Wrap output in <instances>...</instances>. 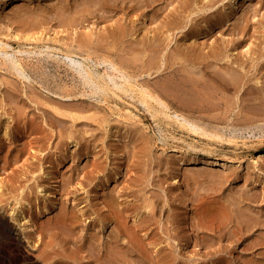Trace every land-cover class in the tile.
<instances>
[{
  "label": "rangeland",
  "instance_id": "1",
  "mask_svg": "<svg viewBox=\"0 0 264 264\" xmlns=\"http://www.w3.org/2000/svg\"><path fill=\"white\" fill-rule=\"evenodd\" d=\"M58 1H61L60 3L64 6H70L65 12L71 8L73 10L71 13L69 10L66 13L63 12L65 14L62 16L72 15L74 10L81 7L77 6L81 0H0V14L5 11L8 15L11 14L12 18L17 19L23 17L22 11H28L25 15L31 19V10L40 12L39 10L45 9L47 14L40 12L39 17H44V19L47 17L45 38H49V43H52L53 31L60 30L61 26L67 27L69 31L71 23L73 25V22L80 21L81 23L79 22L77 26V33L80 35L84 30H90L92 26L97 25L98 28L100 24H105L108 26L106 31L100 30L92 35L89 50L93 56L102 57V55L108 56L111 53L114 59L121 58L124 62L123 67L135 74L140 82H146L144 84L150 85L149 87L152 89L156 88L155 91L162 90L160 96L169 105L181 107L182 104H185L187 109L184 111L198 124L210 129H219L227 136L233 135L236 140L235 142H226V140H218V138L210 139L180 129L175 125H166L162 120L152 119L140 105L137 106L138 110L134 109V111L144 126H147V129L141 128V123L126 124L114 113L113 99H110L108 105L112 108H109L106 103L100 102L95 96H87V93L81 94L88 87L82 85V79L75 71L78 68V62H76L78 59L73 57L74 59L70 60L61 55L55 56V54L50 56L51 54L48 55L43 50L45 47L43 41L35 42L33 46L36 50L41 49L40 53H17L23 59L25 68L23 75L9 72L5 65L0 63V175L3 174L2 176L6 177L4 189L0 193V218L9 223V235L5 239L8 241L5 243L3 240L5 244L0 263L91 264L93 261L92 264L95 262L98 264V258L104 256L100 255L105 254L104 252L109 248L113 246L112 248H116L115 250L118 251L119 246L131 242L129 238V241L127 240L128 242L125 241V243L123 242L125 239L121 240L122 243L115 241L112 237L114 231H111L112 221L104 226L101 218L108 217V214L104 215L105 209L101 208L99 200L94 198L96 190L100 193L98 195L104 191L111 195L115 201L121 203L118 209L122 210L126 219L128 225L126 228L131 227L139 237L144 236L143 239H146L150 234V237H153L154 234L156 235L154 237H158L156 241H161L162 244L159 242L158 245H161V251H163L157 255L163 254L160 264H264V166H261L259 170H253L250 166L252 158L264 152V0H244L243 10H240L238 14L230 15L226 21L224 20L227 18L226 15H220L219 18L217 15L225 13L226 8L230 6L229 0H123L125 4L121 3L122 0H114L113 4L110 3L112 7L115 5V9L109 11L108 8L105 10L101 8L103 11L94 5L88 8L89 11L86 9L82 14L80 11V14L76 12L78 15L75 13L74 16L77 21L66 22L67 25L65 22H61V17H58L59 14L55 8L51 9L52 4L56 5ZM131 6L134 8L128 9ZM139 7L141 10L144 7L143 12L149 16L156 11L155 14L162 17L161 19L166 18L165 15H167L168 18L175 19L177 16V20L180 18L186 20L184 27L174 29L173 34L170 35V37L173 36L171 42L160 53L162 61H164V55L172 56L171 53L176 51L177 45L182 40L183 43L185 42L186 39L181 37L188 28L193 24V26H199L198 30L204 27V33L201 30L202 34L196 38L198 44L204 46L203 48L198 46L201 59H204H202L203 62L198 59L199 63L196 61L194 65L188 62L182 64L178 61L170 68H164V62H162L158 71L155 69L145 71L147 69L146 61L153 52L150 47L155 41L150 43L152 32L145 39L142 38L144 30L140 21L141 17H138ZM199 8L202 9L198 10ZM49 10L50 12H48ZM173 10L177 12L175 15L174 12H171ZM110 15L114 18L107 21ZM116 17V21L119 20L116 22L117 25L119 23L121 26L123 25L129 34L115 45L116 49H113L111 47L113 38L109 30L112 28L110 23L113 22L111 21ZM57 18L60 20L58 21ZM183 20L180 22L183 23ZM178 25L180 23H177L176 26ZM82 26L87 28H81ZM64 27L63 29H66ZM205 27L211 28L206 31ZM107 31L109 34L106 33ZM63 35L68 37L63 31L58 34L57 38ZM7 40L11 46L9 49H25L31 46L28 42L15 38ZM247 40L251 41L249 46L252 50L248 54L245 53ZM182 42L179 45L184 48L185 43L182 44ZM166 43L167 39H164L163 45ZM244 43L245 47L236 49L232 56H224L230 52L229 49L233 46ZM144 46L147 51L144 55L139 56V51ZM212 48L218 49L217 56L220 60L217 56H211V60L208 59L209 57L206 59L203 56L206 52L209 55ZM235 54L238 59L235 58ZM212 58L216 60H212ZM234 60L237 61L234 62ZM90 63L94 65L93 61ZM228 64L232 66V70L238 71L237 76H240L238 73L243 75L240 87L237 89L229 83L231 78L230 69H227L230 67ZM69 65H72V68ZM96 66L99 69L108 67L106 63H97ZM194 80L196 84H194ZM165 85L170 90L172 87V93ZM162 86H165L167 92L163 90L165 88ZM179 100L181 102H178ZM71 113L77 114L79 117L73 118ZM5 129L11 136V142L5 138ZM161 134H164L165 139ZM139 135H142V139ZM119 136L123 139L118 140ZM125 136L126 139H124ZM139 145L142 147H138ZM144 146H146L145 149H142ZM167 146L179 147L188 151L174 152L169 149L163 151L162 149ZM203 150H209L216 155L235 156L240 160L233 165L232 170L224 171V173L222 170L221 173L218 167L191 161L192 157H195L194 154L201 155ZM40 162L44 169L50 168L49 174L41 175L38 172L37 167ZM169 163L173 165L169 166ZM174 163L177 165V169H175ZM4 166L7 167L5 171L2 170ZM171 168L173 169L171 170ZM177 171L180 174L185 173L187 177L185 174L182 176L187 181L189 179L191 183L196 180L195 185L189 183L192 186H187L186 190L190 193H188L189 196L187 194L185 197L183 195L185 190L182 192L178 188V184L174 182ZM59 172L62 176H59ZM32 175L36 176L35 180L31 179ZM195 176L197 177L194 180ZM34 183H38L39 188L45 187L47 193L35 189ZM183 188L185 189L184 185ZM21 190L25 200L30 201L27 208L33 216H36L34 217L41 229V237H39L37 246L33 245L36 236L29 235L28 237L26 232H22L18 227V221L12 220L13 217L9 213L12 196ZM192 192L194 195L191 196ZM187 196L190 202L187 201ZM192 197L196 203H200L199 200L202 203V199H204L202 197L207 198L204 199L203 204H208L211 197L213 202L220 199L229 203V207L237 205L238 201L240 207L243 206L246 210L248 207V210L244 211L245 213L242 212L247 214L245 215L247 217L243 214L239 224L235 221L230 224H220L214 214L209 213L208 219L204 218V220L209 223L213 219L214 226H212L216 227L213 238L203 244L201 242L196 244L193 234L190 235L189 240L184 237L187 233H184L185 230L191 228L185 225V217L188 216V213H193L191 205L194 202L192 203L193 200L190 199ZM144 198L151 200L154 206L151 218L145 223L148 225L145 230L131 217V214L137 210H142ZM97 200L98 203H96ZM42 205L49 208V211L43 212ZM81 207L83 209L78 211V208ZM39 211L42 212L41 215L37 214ZM59 212L60 214L62 212V216L63 212L65 215L60 217ZM81 212H84L82 213L84 215ZM145 212L149 214V211ZM193 214H190L188 218ZM175 215L178 218H174ZM67 216H70V219H66ZM138 218L137 221L141 220V217L139 220ZM174 219L175 222L178 219L182 224H179L178 221L176 224L173 222ZM191 219L193 221V217L187 220L191 221ZM132 220L136 222L135 225ZM178 225L182 227H177ZM40 226H43V230ZM118 227L120 231H123V235H127L128 232L133 233L132 230H128L126 233L123 227L119 225ZM81 228L82 231H80ZM145 231L148 233L147 235ZM110 232L112 233L110 234ZM135 233L131 234V237H135ZM88 236L93 239H89ZM107 236L112 239L109 240ZM96 239L97 247L104 243L105 247L104 245L100 247H104V250L99 248L98 251L95 250L97 249L94 245ZM90 240L93 243L92 247L89 245ZM112 240L113 244L116 242L117 246L121 245L116 247L112 244ZM82 242H84L83 245ZM106 244L110 246H106ZM125 247L131 249L130 243L122 249ZM131 250L126 251V258L133 260L125 261V258L124 264H140L141 260L137 258V254L138 252L141 254V252L135 248L137 254L134 252L135 255H133L134 249ZM100 252L103 253L100 254ZM146 253L143 252L142 255H145L144 257L147 259L150 257L149 261L145 260L141 264H157L154 260V258L157 259L155 253H152L151 256ZM166 254V260L168 257L170 258V260L168 258V263L165 260ZM123 262L117 264H123Z\"/></svg>",
  "mask_w": 264,
  "mask_h": 264
},
{
  "label": "bare ground",
  "instance_id": "2",
  "mask_svg": "<svg viewBox=\"0 0 264 264\" xmlns=\"http://www.w3.org/2000/svg\"><path fill=\"white\" fill-rule=\"evenodd\" d=\"M63 1V0H62ZM116 1V0H115ZM114 0H81L77 6H81L79 7L77 10H74L73 14L70 15L68 14V16H62L63 14H65V10L67 8H70V6H64L63 4H61L59 1L56 3V5H53L52 4V8L51 9H54L57 11V14H59L58 17H61L60 19L62 20L61 22H65V24L67 25L66 22L68 23H71L72 21H77V19L75 18L74 14L76 12L79 13V11L81 12H84L86 11V9L88 10V8H91L92 6L94 5H97L100 9L103 8L105 10V8H108L109 11H111L112 9H115V5L112 7L111 3L112 4L115 2ZM130 1V0H129ZM133 1V0H131ZM230 1V6L228 8H226V11L225 13H218V17L220 15L224 16L226 15L227 18H224V20H228V18L230 17V15H235V14H238V12L240 10H243L244 6H245V3L243 2L244 0H229ZM56 2V1H55ZM65 2V1H64ZM121 3H124V1L122 0ZM66 4V3H64ZM74 4V3H73ZM125 4V3H124ZM180 4V3H179ZM144 5V4H143ZM75 6V5H74ZM182 6V5H180ZM145 7V6H144ZM143 7V9H144ZM174 7V6H173ZM184 8V6H182ZM81 8V9H80ZM124 8V7H123ZM126 8V7H125ZM128 8V7H127ZM130 8H134V7H129L128 9ZM141 7H139L138 9H140ZM175 8V7H174ZM173 8V9H174ZM101 9V10H103ZM111 9V10H110ZM143 9L141 10L140 9V12L138 13V17H141V24H143V30H144V34L142 36L143 39H145L148 34L151 32L153 33L152 35V39L150 41L151 42H154L155 43L150 47V50L153 51L151 52V54L149 55V58L148 60L146 61L147 64H146V70L145 71H148V70H151V69H155V71H158L161 67V65L163 64L162 62H164V68H170V66L178 61L182 62V64L184 62H188V63H196V61H198V59H200L202 62L203 60L201 59V53L200 51L198 50V46L203 48V44H198V41H197V37L202 34L201 32L203 31V29L201 30H198L199 26H191L190 28L187 29V31L185 33H183V36L181 38H185V46L184 48L179 45L181 44V41L177 47H176V51L172 54V56L168 54L164 55V61H162V58L160 56V53L162 52V50L165 48V46L171 42L172 40V37H170L171 34H173V30L178 28V27H184L186 25V20L180 18L177 20V16H175V19L172 18H168L167 15H165V17L167 18H164V19H161L159 17V15L155 14V12L151 13L150 16L149 14H145L143 12ZM202 8H199L198 10H200ZM34 10V9H33ZM45 9H41L39 10L40 12L42 13H45L47 14L45 11ZM54 10V13L56 14ZM92 10V9H91ZM103 10V11H104ZM106 10V11H108ZM126 10V9H125ZM176 10L178 11V9L176 8ZM52 11V10H51ZM70 13L72 10H69ZM89 11V10H88ZM114 11V10H113ZM139 11V10H138ZM137 11V12H138ZM152 11V10H151ZM154 11V10H153ZM22 15L23 17H18L17 19L15 18H12L11 14L8 15L7 12L3 11L1 14H0V63L1 64H4L6 69L9 70V72L11 73H15L17 75H23L24 72H25V68H24V63H23V59L21 57H19L17 55V53H23V52H26V53H40L42 50L41 49H38L36 50L33 46V44L37 41H43L45 44L43 46H45L43 48V50L45 52H47L48 55L50 56H53V54H55V56H58V55H61L63 56L64 58H68L70 60H73L74 58L78 59L76 62H78V68H76V73L78 76L81 77L82 79V85L84 87H88V89H84L82 91L81 94H86L87 93V96H95L100 102H104L106 103L107 105L109 104L110 102V99H113V111L114 113L121 119L123 120L126 124H134V123H141V128L143 129H147V126H144V124L141 122V119L140 117L138 116V114L134 111V109L138 110V105L142 106L146 112L149 113V115L152 117V119L156 120V121H159V120H162L166 125H175L176 127L180 128V129H184L188 132H191V133H194V134H197V135H201V136H205L206 138H210V139H217L220 140H226V142H235L236 138L233 136V135H225L222 131H220L219 129H210V128H207L203 125H200L198 124L196 121H194L193 119H191L184 110L187 109L186 105L182 104L181 107H173L171 105H169L160 95V92L162 91H155L154 89H152L151 87H149L150 85L148 84H144L142 82H140L137 78H136V75L133 74V73H130L128 69L124 68L123 67V64L124 62L121 60V58H117V59H114L112 56H111V53L108 54V56H105V55H102V57L100 56H93L92 55V52L89 50L90 49V44H91V41H92V35L93 33L95 32H99L100 30H104L106 31L107 27L105 24L104 25H101L97 28V25L96 26H92L90 28V30H84L83 33H81L80 35H78L77 33V26L79 24L80 21L78 22H73L74 24L72 25L71 23V26H69V31H68V28L67 27H64V26H61L60 30L58 31H53L54 32V35L52 37V43H49V38H45V35L47 32H45V29H47V26H45L47 23V17L44 19V17H39L40 16V12H34L31 10V19L27 18V16L25 15L28 11H22ZM33 12V13H32ZM50 12V10L48 11ZM65 12V13H63ZM136 12V13H137ZM172 13L174 12L171 11ZM169 12V13H171ZM78 13H76V15H78ZM110 13V12H109ZM113 13V12H112ZM171 13V14H172ZM177 12H174V15L176 14ZM189 13V12H187ZM186 13V14H187ZM20 14H21V11H20ZM29 14V13H28ZM80 14V13H79ZM134 14V12H133ZM11 15V16H10ZM114 15V14H113ZM136 15V14H135ZM161 15V14H160ZM170 15V14H169ZM180 15V14H179ZM43 16V15H42ZM55 16V15H54ZM172 16V15H170ZM38 17V18H37ZM160 20H159V18ZM174 17V16H173ZM109 18V17H107ZM114 18V16L112 17L110 15V18L107 19L108 20H112ZM56 19V18H55ZM54 19V20H55ZM59 19V20H60ZM117 17L111 21L113 23H110V25L112 26L111 30H109L111 32V36L113 39L112 40V44H111V47L113 49H116V46L118 43L121 42V40L129 34V32H126V29L125 27H123V25L121 26V24L119 23V25H117L116 21ZM139 20V18H137ZM58 20V18H57ZM58 20V21H59ZM106 20V18H105ZM122 20V19H121ZM120 20V21H121ZM180 20H183V23L182 21L180 22ZM210 20V19H209ZM218 20V19H217ZM216 20V21H217ZM223 20V21H224ZM83 21V20H82ZM104 21V20H103ZM106 21V22H107ZM204 21V20H203ZM219 21V20H218ZM217 21V22H218ZM105 22V23H106ZM216 22V23H217ZM59 23V22H58ZM81 23V22H80ZM101 23V22H100ZM108 23V22H107ZM177 23L180 25L176 26ZM201 23V22H200ZM209 23V22H208ZM215 23V21L213 22V24ZM220 23V21H219ZM218 23V24H219ZM64 24V23H63ZM64 24V25H65ZM51 25V24H50ZM57 25V24H56ZM62 25V24H61ZM70 25V24H69ZM210 25V24H208ZM60 26V25H59ZM58 26V27H59ZM81 26V25H80ZM102 26V27H101ZM46 27V28H45ZM66 28V29H63ZM81 28H87L85 26H82ZM102 28V29H101ZM140 28V27H139ZM202 28V27H201ZM211 28V27H208L206 29V31ZM71 29V30H70ZM63 31H65V36H68V37H64L63 36H59V38H57L58 34L59 33H63ZM199 32V33H198ZM108 33V31L106 32ZM204 33V31H203ZM109 34V33H108ZM8 38H15L17 40H22V41H25V42H28L31 46H29L28 48H25V49H21V48H18V49H9L10 44L8 42ZM142 39V40H143ZM164 39H167V43L165 45H163V41ZM110 40V41H111ZM144 41V40H143ZM157 41V42H156ZM166 42V40H165ZM230 42H232V39H230ZM239 42V41H238ZM237 42V43H238ZM143 43V42H142ZM182 42V44H184ZM204 43V42H203ZM248 43V44H247ZM247 43H246V48L245 49V53L248 54L249 51L251 50V47L249 45H251V41L248 42L247 40ZM148 46H149V42L147 43ZM241 44V43H240ZM142 45H145V44H142ZM245 45V43L243 45H237V46H233V48L229 49L230 52L229 53H226V57H230L234 54L235 50L238 49V48H242L243 46ZM147 46V48H148ZM256 46V45H255ZM245 47V46H244ZM253 48V47H252ZM200 49V48H199ZM210 49V48H209ZM217 48H212V50L209 51V55L207 53L203 54V56H205V58L209 57L208 59L211 60V56L212 57H216L219 53L217 52ZM147 51L146 47L144 46L142 48V50L139 51V56L140 55H144V53ZM239 51V50H238ZM237 51V52H238ZM252 51V50H251ZM204 52V51H203ZM221 52V51H220ZM239 54V53H237ZM243 54V53H241ZM146 55V54H145ZM244 55V54H243ZM251 55V53H250ZM252 55H255L254 53H252ZM222 56V57H224ZM236 56V54H235ZM74 57V58H73ZM206 58V59H207ZM218 58V56H217ZM235 58L238 59V57L236 56ZM205 59V60H206ZM215 59V58H212V60ZM219 59V58H218ZM216 60V59H215ZM220 60V59H219ZM218 60V61H219ZM90 61H93L94 62V65H92L90 63ZM237 61V60H234V62ZM172 62V63H171ZM208 62V61H207ZM211 62V61H210ZM214 62V61H212ZM217 62V61H216ZM97 63H106L108 67H105L103 69H99L96 65ZM199 63V61H198ZM96 64V65H95ZM209 64V63H208ZM207 64V66H208ZM195 65V64H194ZM217 65V64H216ZM77 66V65H76ZM187 66V65H185ZM228 67L227 69H230V82L235 89H237L238 87H240V83H241V76H243L242 74L238 73L240 76H237V72H235V70H232V66L228 64ZM69 67L72 68V65ZM241 67V66H240ZM243 68V67H242ZM182 69V68H181ZM164 71V70H162ZM151 74V73H150ZM228 74V75H229ZM189 79V78H188ZM223 80H224V77H223ZM226 80V79H225ZM185 81V80H184ZM188 81V80H187ZM193 81V79H192ZM195 81V80H194ZM189 82V81H188ZM148 83V82H147ZM186 83V82H185ZM194 83V82H192ZM164 84V83H163ZM170 84V83H169ZM168 84V85H169ZM196 84V81L195 83ZM148 85V86H147ZM157 85V84H156ZM162 85V84H161ZM180 85V84H179ZM182 85V84H181ZM166 86V85H165ZM165 86L163 88H165ZM184 86V85H183ZM242 86V84H241ZM196 87V86H195ZM158 88H161L158 86ZM166 88H168L166 86ZM163 89V90H167V89ZM171 90H172V87H170ZM186 88H188L186 86ZM193 88V87H192ZM168 90H170L168 88ZM170 90V92L172 93V91ZM178 90V89H177ZM174 91V90H173ZM167 92V91H166ZM169 92V91H168ZM183 92V91H182ZM170 93V95H171ZM164 94V93H163ZM167 95V94H166ZM169 95V94H168ZM181 96V95H180ZM198 96V95H197ZM168 97V96H167ZM175 97V95H174ZM169 98V97H168ZM173 98V97H172ZM177 99V98H176ZM201 99V98H200ZM175 100V99H174ZM186 100V99H185ZM178 102H181L180 100ZM183 102V101H182ZM190 102V101H189ZM187 103V102H185ZM181 104V103H179ZM177 104V105H179ZM193 105V104H192ZM191 105V106H192ZM198 105V104H197ZM201 105V104H200ZM109 106V105H108ZM203 106V105H202ZM111 106H109V108H112ZM190 107V105H189ZM201 107V106H200ZM191 108V107H190ZM199 108V107H198ZM202 108V107H201ZM189 109V108H188ZM71 116L73 118H77L79 117L77 114H73L71 113ZM138 131V130H137ZM128 132V131H127ZM139 132V131H138ZM126 134V133H125ZM140 134V133H139ZM4 135L6 136L5 138L8 139L9 142H11V136L9 134V132L5 129L4 130ZM120 135V134H119ZM128 135V133H127ZM164 134H161V136L163 137V139H165V136H163ZM170 135V134H169ZM121 136V135H120ZM119 136V137H120ZM141 136V139H142V135H139ZM118 137V140H121L123 139L122 137L119 138ZM130 138V136H128ZM145 136H143L144 138ZM200 137V136H199ZM137 138V137H136ZM135 138V140H136ZM126 139V136L125 138ZM141 139H138L139 141H141ZM145 139V138H144ZM143 139V140H144ZM130 142L131 140L128 139ZM147 141V140H146ZM143 142V141H142ZM133 143V142H132ZM145 143V141H144ZM139 144V143H138ZM142 144V143H141ZM146 144V143H145ZM138 147H142V146H138ZM146 146H144V148L142 149H145ZM194 149V147H192ZM196 148V147H195ZM30 149H32L30 147ZM170 150V151H174V152H187L188 150H184L182 148H179V147H172V146H167L165 148H163L162 150L165 151V150ZM141 150V149H140ZM139 151V150H138ZM31 156H33L31 154ZM195 157H192L193 159L191 161L193 162H197V163H201L203 165H211V166H215V167H218L220 170H221V173H222V170H223V173L224 171L228 172L230 169L232 170V167L234 164L238 163L239 162V158L238 157H235V156H229V155H216V154H213L211 151L209 150H203V154L201 155H195ZM42 161V160H41ZM5 162V161H4ZM173 162V161H172ZM175 162V161H174ZM56 163H59V162H56ZM170 164L172 163H169V166ZM42 162H40V164L38 165L37 169H38V172H40V174H49V172H51L49 169L46 170L44 169L42 166ZM59 165V164H57ZM173 165V164H172ZM56 166V164H55ZM174 166H175V169H177V165H175L174 163ZM173 166V167H174ZM250 166L252 167L253 170H259L261 166H264V152L262 153H259L258 156H256L255 158H252V163L250 164ZM57 167V166H56ZM178 167H180L178 165ZM7 167L4 166V168L2 167V170L5 171ZM44 170H43V169ZM234 168V167H233ZM55 169V168H54ZM173 168H171L172 170ZM182 169V168H181ZM218 169V172L220 171ZM46 170V171H45ZM179 170V169H178ZM208 170V169H207ZM211 170H214L213 168H211ZM181 171V170H179ZM177 171V173H175V176H174V179H175V184H178V188L182 191L185 190L184 192V196L187 195L189 192L187 189V186L189 187L192 186L191 184H194L196 182V177L194 178V182L191 183L189 182V179L188 181L186 180V178H184V176H182V174H185V173H182L180 174V172ZM184 171V170H183ZM199 171V170H198ZM202 171V170H201ZM206 171V170H205ZM216 171V170H215ZM55 175H56V172H54ZM203 173V172H202ZM201 173V174H202ZM114 174V173H113ZM197 174V173H196ZM3 175V174H2ZM0 175V193L3 191L4 189V183H6L5 181V175L2 176ZM35 175V174H34ZM30 176L31 179H34L35 180V177L36 176ZM54 175V174H53ZM60 172H59V176H60ZM186 175V174H185ZM193 175V174H192ZM199 175V174H197ZM62 176V175H61ZM113 176V175H112ZM111 176V177H112ZM173 176V175H172ZM171 176V177H172ZM190 176V175H188ZM54 177V176H53ZM56 177V176H55ZM187 177V175H186ZM194 177V176H193ZM51 178V177H50ZM60 178V177H59ZM192 178V177H190ZM57 179V177H56ZM108 181V178H106ZM173 179V178H172ZM33 180V181H34ZM61 181V180H59ZM191 183V184H189ZM35 187V189H37L39 192L41 191H45V194L47 193L46 192V188L45 187H40L39 188V184L37 183H34L33 184ZM183 185L185 186V189L183 188ZM195 185V184H194ZM27 186V185H26ZM61 186V185H60ZM177 187V185H176ZM39 188V189H38ZM195 188V186H194ZM193 188V190H195ZM189 189V188H188ZM60 190V189H59ZM102 191V190H101ZM182 191V192H183ZM187 191V193H186ZM191 191V190H189ZM196 191V190H195ZM95 194L98 195L100 193H98L96 190H95ZM181 192V193H182ZM194 192V191H193ZM191 193V196L194 195V193ZM22 193V190L18 193H16V195H13L12 196V204L11 206L9 207L10 209V216L13 217L12 220H17V224L19 225L18 227L20 228V230L22 232H26L29 237L30 236H36L34 239V243L33 245L34 246H37L38 245V242H39V237H41V229L39 228V225H38V222L36 220V216L34 217L33 214L29 211V208H27V206L29 205V202L27 200H25V198L23 197L24 194H21ZM49 193V192H48ZM102 194L101 195H98L94 198L98 199L99 200V204H100V207L105 209V212H104V215L107 213L108 214V217H104L103 219L101 218L102 220V223L104 222V226H106L105 224H107L109 221H112L113 224H112V228H111V231H114V233L110 232V234L112 233V237H114L115 241L119 242L121 240H124L123 242L125 243V241L129 240L131 242H128V244L126 243V245H122V246H119L121 244H118L119 248H118V252L117 250H115L116 248H109L107 247V251H106V248H105V251L104 252L105 254H102L103 252H100V256H103V257H99V261H98V264H114V263H122L125 258H126V251H129V250H133V255H135V248L137 250H139L141 252V254L138 252L137 254V258H139L141 260V262H139L140 264L141 263H144L143 261L147 260L149 261L148 259L150 257L145 258L142 253L143 252H147L150 254V256L152 255V253L154 254L155 253V257L159 254V253H162L163 251H161V245L159 246V242L161 243V241H156V239L158 237H154L156 236L155 234L153 235V237H150L151 234L148 236L145 231V234L147 235V238L144 240L142 237H139L132 229L131 227H128L126 228V226H128L126 223V219L124 218V215L122 214V210L121 209H118V206L121 204L117 201H115L113 199V197L111 198V195L109 194H106V192H101ZM196 193V192H195ZM50 194V193H49ZM190 194V193H189ZM188 194V196H189ZM197 195V193H196ZM195 195V196H196ZM181 196V195H180ZM187 196V201L190 202V200L188 199L189 197ZM203 196V195H202ZM183 197V196H182ZM186 197V196H185ZM201 197V196H200ZM199 197V198H200ZM184 198V197H183ZM204 199H207L205 197H202ZM222 198V197H221ZM191 200H193V197L190 198ZM204 199H202L203 201H205ZM56 200V199H55ZM98 200L96 203H98ZM117 200V199H116ZM186 200V199H185ZM184 200V201H185ZM198 200V199H197ZM212 197H211V200H209L208 204H203V201L201 203V201L199 200L200 203H196L194 202V200L192 201V203H196V205H191V208H192V211L193 213H190V214H193L190 218L193 217V221L191 219L190 220H187V219H190L188 218L189 217V213H188V216L185 217V225H188L190 226L189 228L191 229H188L190 230L188 232V230L186 229L184 233H189V235H187L186 233V238H190V235L193 234L194 235V240L197 243H204L206 241H208L209 239H212L213 238V234H214V228L216 230V227H213L214 224L212 223L213 222V217L215 216L216 220H219L220 224L221 223H225V224H230L231 222L233 223L234 221L237 222L238 224L240 223L241 220V216H243V214L245 213L244 211L246 210L243 206L240 207L238 204L239 202L237 201V205L235 204V202H232L235 204V206L239 207L237 209V207H235L233 205V207H229V203H225L223 202L222 200H217L216 202H213L212 201ZM233 200V199H232ZM236 200V199H235ZM234 200V201H235ZM196 201V200H195ZM208 201V200H207ZM206 201V203H207ZM230 201V200H229ZM56 202V201H54ZM241 203V202H240ZM32 204V203H31ZM45 205V204H43ZM43 212H48L49 208H45V206H43ZM64 206V205H62ZM142 207V210H147L149 211L148 213L149 214H146L147 212L145 211H142V210H137L135 213L131 214V217L134 219V221L136 220V222L140 223V226L142 229L145 230V227L148 226V225H145V223H147V221L151 218V215L153 214V205H152V201L149 199L145 200L144 198V204L141 206ZM63 208V207H62ZM65 208V207H64ZM241 208V209H240ZM244 208V209H242ZM1 209V208H0ZM83 208H78V211H81ZM237 209V210H235ZM247 210H248V207H247ZM246 210V211H247ZM65 211V209H64ZM77 211V210H76ZM191 211V212H192ZM244 212V213H242ZM84 213V212H81V214ZM214 214V216L211 218L212 221H210L209 223H207L204 218H207L208 214ZM38 215H41L42 212L39 211V213L37 212ZM62 214V212H61ZM60 214L59 212V215L60 217H63L65 215V213L63 212V216ZM172 214V213H171ZM177 214V213H176ZM209 214V215H210ZM84 215V214H82ZM123 215V216H122ZM170 215V214H169ZM186 215V214H184ZM247 215V214H244V216ZM75 216V215H74ZM141 217V220H139V218ZM1 217V216H0ZM11 217V218H12ZM70 217V216H69ZM68 216L66 219H70ZM86 218V216H84ZM183 217V216H182ZM247 217V216H245ZM48 218V217H47ZM137 218L138 220L140 221H137ZM173 218V217H172ZM174 218H178V216ZM250 218V217H249ZM170 219V218H169ZM181 219H184V218H181ZM208 219V218H207ZM133 221V220H132ZM134 225L136 224V222H134ZM178 221V219L176 220V222ZM190 221V222H189ZM215 221V220H214ZM168 222V221H167ZM173 222H175V219L173 220ZM172 222V223H173ZM175 222V223H176ZM179 222V221H178ZM177 222V223H178ZM184 222V221H183ZM188 222V223H187ZM151 223V222H150ZM174 223V224H175ZM176 223V224H177ZM179 224H182L179 222ZM216 224V223H215ZM103 225V224H102ZM121 226L124 228L125 232L127 233L128 230H132L135 237H131V234H133L131 231V234L128 232L127 235H123V231L121 230L120 231V228L118 227ZM138 225V224H137ZM136 225V227H137ZM173 225V224H172ZM213 225V226H212ZM223 225V224H222ZM150 226V224H149ZM180 225H178L177 227H179ZM41 227V226H40ZM43 227V226H42ZM41 227V228H42ZM81 227V226H80ZM84 227V226H83ZM175 227V226H174ZM182 227V226H180ZM218 227V226H217ZM130 228V229H129ZM149 228V227H148ZM147 228V229H148ZM221 228V227H220ZM142 229H139L140 231ZM43 230V228H42ZM84 230V229H83ZM137 230V229H136ZM138 230V232H139ZM149 230V229H148ZM80 231H82V228L80 229ZM182 231V230H181ZM219 231V230H218ZM235 231V230H234ZM124 232V233H125ZM210 232H213V233H210ZM140 233V232H139ZM156 233V232H155ZM169 233V232H168ZM167 233V235H169ZM114 234V236H113ZM8 235H9V223H7L5 220H3L2 218H0V258H2L1 256H3V249H4V244L8 241H6L5 239L8 238ZM109 235V234H108ZM140 235V234H139ZM143 235V234H142ZM111 236V235H109ZM107 236V237H109ZM141 236V235H140ZM73 237V236H72ZM89 237V236H88ZM95 237V236H94ZM100 237V236H99ZM112 237L110 238L109 237V240L112 239ZM92 237L90 236L89 239H91ZM155 238V239H154ZM169 238V237H168ZM42 239V238H41ZM73 239V238H72ZM88 239V240H89ZM93 239V238H92ZM99 239V238H98ZM113 239V240H114ZM4 240V242H3ZM113 240L111 241L112 244H113ZM159 240H161V238H159ZM42 241V240H41ZM87 241V240H86ZM85 241V243H86ZM94 241V240H92ZM114 241V242H115ZM133 241V243H132ZM164 241V240H162ZM69 242V241H68ZM89 242V241H88ZM95 242V241H94ZM108 242V241H107ZM106 242V243H107ZM115 242V243H116ZM70 243V242H69ZM84 242H82V245H83ZM91 240H90V246L93 245V243L91 244ZM97 243V239H96V242L94 243V245H96L95 250L98 251V248L99 249H103L105 247L104 243V247L103 248H100L102 245L101 243V246L100 247H97L98 244ZM98 243H100V241H98ZM109 243V242H108ZM113 244V245H116V244ZM122 243V241H121ZM130 243V247L131 249H128L127 247H125L124 249H122L124 246H127L129 245ZM132 243V244H131ZM41 244V243H40ZM110 244V243H109ZM109 244H106L109 245ZM162 244V243H161ZM87 246V244H85ZM134 247H132V246ZM150 246L149 248L147 246ZM157 245V247H156ZM89 246V247H90ZM110 246V245H109ZM116 245V247H118ZM159 246V247H158ZM33 247V246H32ZM71 247L72 244H71ZM88 247V248H89ZM92 247V246H91ZM94 247V246H93ZM81 249V248H80ZM94 249V248H93ZM104 250V249H103ZM102 250V251H103ZM92 252V251H91ZM135 252V253H134ZM164 252H166L164 250ZM99 253V252H98ZM98 253H96V255H98ZM129 253V252H128ZM128 253H127V256H128ZM131 253V252H130ZM129 253V254H130ZM146 253V255H147ZM95 255V256H96ZM163 255V254H162ZM161 254L159 256H157L154 260L157 262V264H160V259L163 258ZM165 256V255H164ZM88 257V256H87ZM90 257V256H89ZM129 257V256H128ZM133 257V256H132ZM131 257V258H132ZM166 257H167V254L165 256V260H166ZM95 258V257H94ZM135 258V259H137ZM152 258V259H153ZM169 258V257H168ZM168 258L166 260V262L168 263ZM90 259V258H89ZM88 259V260H89ZM130 260V258H126L125 261ZM96 260V258H95ZM94 260V261H95ZM133 259H131L130 261H132ZM165 260L163 259V263L165 262ZM170 260V258H169ZM1 261V259H0ZM135 261V260H134ZM138 261V260H137ZM146 261V262H147ZM129 262V261H128ZM136 262V261H135ZM172 262V261H171ZM93 263V261H92ZM91 263V264H92ZM127 263V262H125ZM170 263V262H169ZM173 263V262H172ZM1 264V263H0ZM94 264H97L96 262ZM124 264V262H123ZM136 264V263H135ZM165 264V263H164Z\"/></svg>",
  "mask_w": 264,
  "mask_h": 264
}]
</instances>
